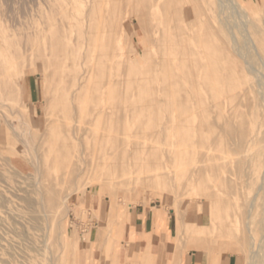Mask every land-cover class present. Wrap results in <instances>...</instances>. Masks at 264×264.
<instances>
[{"label": "rangeland", "instance_id": "rangeland-1", "mask_svg": "<svg viewBox=\"0 0 264 264\" xmlns=\"http://www.w3.org/2000/svg\"><path fill=\"white\" fill-rule=\"evenodd\" d=\"M187 1L186 12H205L210 42L198 46L189 37L185 45L173 44L174 67L146 76L143 51L159 55L165 47L157 39L168 0H0V264H111L107 248L121 234L117 223L128 227L135 207L170 217L176 250L199 245L237 264H264V100L255 85L264 80V0H237L257 9L252 24L229 28L215 5ZM190 21L181 16L180 29L189 32ZM241 67L254 76L251 88ZM201 74H209V86L200 79L196 88L192 81ZM172 75L192 108L188 122L167 130L184 165L166 172L168 185L151 182L164 173L145 169L138 182L122 183L109 166L122 145L137 152L145 144L162 146L150 133L163 125L165 106L150 99H168L162 88ZM218 101L221 107L214 106ZM225 119H255L249 129L260 136L247 152L223 131ZM180 131L190 137L179 139ZM201 158L207 162L202 181L185 186L191 164ZM212 166L228 178L227 186ZM72 234L90 244L74 250ZM251 241L260 247L254 255Z\"/></svg>", "mask_w": 264, "mask_h": 264}, {"label": "bare ground", "instance_id": "bare-ground-1", "mask_svg": "<svg viewBox=\"0 0 264 264\" xmlns=\"http://www.w3.org/2000/svg\"><path fill=\"white\" fill-rule=\"evenodd\" d=\"M168 2L165 3L166 6L164 8V12H162V14H161V19H160L159 23L163 25V28L161 29V31L159 33V39H157L159 45L160 44L163 46L165 45L164 49L159 51V55H157L156 53L153 54L151 50H146V51L144 50L143 51V55L146 58L145 64H144V71L147 73L146 76H158L161 73L166 75L167 70L169 68L172 69L174 67L173 66L174 61H172V59L173 60L177 59V51L172 48L173 44H176L178 42H182L185 45V43L189 37L197 38L198 39V42H197L198 46L200 45V43L203 45H206L207 43L210 42V39L207 38L208 37L207 35L209 34L208 27H206V28L202 27L203 22H202L201 17L205 14V12L203 10L198 9V10L191 11V13H188V12H186V7H187V3H188L187 0H173V2L176 4V8L174 9L175 13H174L173 11L170 10V7L173 6V4H171V0H168ZM205 3L209 7V9L211 7V4H213L217 7V9L224 15V20H225L224 25L226 24L225 26H228V28L232 25L230 23H233L234 26H238V25H242V26L245 25L246 26L247 24H252L253 15L255 14L256 9H257V7H255V6H254V8H251L250 6H248L249 8L246 9V7L242 6L237 0H205ZM156 8L158 9L159 7L157 6ZM184 15H189V17L191 18L190 25L188 27L189 32L187 30H184V29L181 30L179 25H178V19H180V17L184 16ZM151 16L156 17V14H152ZM153 41H155V39H153ZM111 48H112V50H114L113 49L114 46H112ZM238 48L244 55L249 54V51L246 48H244V46H239ZM183 49H184V52H183V58H184L186 56L185 47H183ZM109 55L112 56L111 58H113V53L110 52ZM212 55H214V51H213ZM110 56H108V58ZM167 56H169V57H167ZM165 57H167V58H165ZM111 58L109 60H111ZM206 65H208L207 62L205 63V66ZM109 66L110 65L108 64V67ZM111 66H113V65H111ZM241 72L243 74L244 85H246V84L250 85L251 80L253 79L254 76H249V72H247L245 70V68H242V67H241ZM108 73H109V71H108ZM209 74L208 75L207 74H201L199 76H195V79L192 81V83L195 82L194 86L196 88H198V86L200 85V79L201 80L207 79V81H208L207 83L209 86V79H210ZM171 77L173 78L171 84H168L162 88V92L166 93V95L168 96V99L160 100L159 98H157V95L155 97L153 96V98L150 99L151 103L160 106L159 109L162 107V105L165 106V108L162 112V116L164 119L163 125L159 126V129H157L156 131L150 133V137L152 139H161L162 140L161 144L163 147L162 146L159 147L158 146L159 144H157L156 146L152 145V144H145L146 149L143 150V152H140V151L137 152L136 150L130 151L127 144L122 145L121 146L122 152H121L120 156L117 158V161L110 162V164H109V166L112 169H114V171H115L114 173H115L116 177L118 179H120L119 181L122 183L129 182V181L138 182V180H140L139 171L145 169V170H147L148 173L149 172L154 173L155 171H160L161 173H164V174L160 175L159 180L155 179V180H152L151 182L163 184V185H168L169 181L167 182L166 179L169 177V174H166V172L169 170H173V168H177V166L180 164L184 165V163L182 161L183 153H181L180 151H176L174 149V146H175L177 140L169 138V136L167 135V130L170 127L181 126L184 123L188 122L191 114H187L186 112H188L192 108L190 106L191 105L190 100L187 97L184 100L182 99L186 95L187 92L180 88V85H179L180 82L177 79V77L173 76V75ZM259 77H261V76H259ZM262 77L264 79V76H262ZM255 79H259V78H255ZM259 80H256L257 82L255 83V85L257 87L256 91H257L258 95L261 97L262 102H263V100H264V83H261V82H264V80L261 82ZM251 86H252V84L250 85V88H251ZM248 88L246 87L245 89L248 90ZM247 90H244L246 92H244V91L243 92L247 94V92H248ZM253 90H254V88H253ZM234 96H236V94ZM221 105H222L221 101H218L214 104V106H217V107H219V106L221 107ZM180 107H183L184 109L178 110ZM233 117H231V118H233ZM254 121H255V119L253 121L251 120L249 122H246V121L244 122L242 119H240L239 123L237 124L233 121V119H225L222 123L221 127H222L223 131L228 132V134L229 133L233 134V135H235V137H237L236 143L233 141L234 139L233 140L231 139V140L235 143L236 148L241 152L242 151L247 152L248 151V145H250L252 142H256V140H258V136H260V135H258V133H255L256 131L249 129L250 124L252 125L254 123ZM257 127H259V126H257ZM223 133L224 132H222V134ZM218 135L219 134H216V137ZM176 137H178L179 139H185V138L190 137V134H188L186 131H183L180 134H178ZM214 137H213V139H216ZM220 138L221 137H219V139ZM219 139L217 138V141H219ZM213 141H215V140H213ZM213 141H212V143H213ZM260 141L262 143H264V134L262 135V138L260 139ZM212 143H209V144L212 145ZM200 144L202 145L201 142H200ZM214 145H216V144H214ZM228 146H230V145H228ZM224 147H226V145ZM228 148L232 149L234 147H232V148L228 147ZM207 150H208V148H207ZM250 150H252V149L249 147V153H250ZM203 151H205V150H203ZM224 151H226V150L224 149ZM235 152H237V151H235ZM235 152L233 149L232 153H235ZM108 155H109L108 152L106 154L102 153V156H100V159L101 160H104L105 158L107 159ZM229 159H231V158H229ZM224 161H227V160H224ZM224 161H222V162H224ZM206 163L207 162L202 161V158H201V160L199 159V162L197 161V163L191 164L192 168L189 169V176L185 179L186 180V182H184L185 186L194 182V181H198V182L202 181V179H203L202 175L204 173L203 169L207 168ZM209 165H210V163H209ZM216 165L219 166L218 164H216ZM189 167H191V166H189ZM221 168H222V166H221ZM213 170H215V178L217 180H219L220 183L225 184L227 186V182H229L227 180L228 178L223 176V174H219L218 168L216 166L212 168V171ZM174 173H175V171H174ZM172 180H173V178H172ZM108 181H110V180H108ZM108 181H106V182H108ZM145 182H147V181H145ZM120 185H121V183H120ZM228 185H229V183H228ZM230 185H231V182H230ZM260 185H261V183H260ZM261 188L262 189L264 188V181L262 183ZM261 188L258 187V189H261ZM263 191H264V189H263ZM253 199H255V197ZM50 201L54 202L56 200L50 199ZM253 202H254V200H253ZM249 206H251L250 208H252L253 204H251ZM238 207L239 206H237V208ZM231 224H232V222H231ZM117 226H118V228H120V232H121L122 223L118 222ZM62 228L65 230L64 225H62ZM71 238L72 239L69 241L70 242L69 246L73 247L74 250H76V251H78L77 249L80 245L90 244V241H91L89 238H85L82 241L80 240V238H73V234H72ZM107 240H108V238H107ZM203 241H205V240H203ZM196 246H197L196 249L199 250L200 249L199 245H196ZM112 247H113V245L110 248H107V250H112ZM250 247H251V252L253 255L256 252L260 251V247L258 246L256 248V246L253 242L250 244ZM147 249H149V248H147ZM261 249H262V246H261Z\"/></svg>", "mask_w": 264, "mask_h": 264}, {"label": "crops", "instance_id": "crops-1", "mask_svg": "<svg viewBox=\"0 0 264 264\" xmlns=\"http://www.w3.org/2000/svg\"><path fill=\"white\" fill-rule=\"evenodd\" d=\"M28 93L32 98L34 92L31 85L28 86ZM132 211V223L121 228L119 238L113 242L111 264H237L231 256H211L207 250L174 249L171 244L172 234L169 232L171 219L167 214L159 209L138 207ZM162 220L163 225L156 228ZM122 240L130 246L120 248Z\"/></svg>", "mask_w": 264, "mask_h": 264}]
</instances>
